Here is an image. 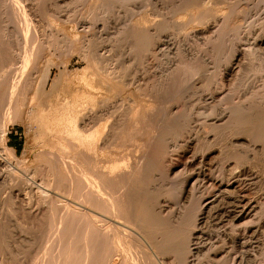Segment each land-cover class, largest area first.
<instances>
[{
    "label": "bare ground",
    "instance_id": "6f19581e",
    "mask_svg": "<svg viewBox=\"0 0 264 264\" xmlns=\"http://www.w3.org/2000/svg\"><path fill=\"white\" fill-rule=\"evenodd\" d=\"M63 1L0 0L1 207L10 221L46 214L35 263L264 264V0H126L107 42L114 3L77 0L82 16ZM240 1L259 10L244 26ZM39 15L74 18L73 38L51 23L37 34ZM188 29L204 47L163 50ZM23 121L44 175L7 146Z\"/></svg>",
    "mask_w": 264,
    "mask_h": 264
},
{
    "label": "rangeland",
    "instance_id": "374dc122",
    "mask_svg": "<svg viewBox=\"0 0 264 264\" xmlns=\"http://www.w3.org/2000/svg\"><path fill=\"white\" fill-rule=\"evenodd\" d=\"M109 1L112 4L114 3L113 5H115V9H120V12H119L118 22H115L116 20L112 16L109 17L108 22H107L108 25L106 27L107 29L102 32V34L106 36L105 42H107V39L110 38L109 33H111V30L113 29L114 24L116 23L117 25L118 23L119 24L124 23L125 17L127 16L125 14L124 9L129 7L132 4L131 2L126 1V0H109ZM231 1L233 0H227V4H229V2ZM63 2L67 4L69 11L76 9L80 14L82 13V16L88 15L89 10L87 9L86 6H83L81 2H78L77 0L76 2H73V4H70V0H64ZM241 2L243 1H240L239 10H237V11H240V13H238L232 18L233 25L235 24V25L244 26L246 25L248 21H250L253 18H256V16L259 13V10L256 7L250 8L249 6H246L242 4ZM138 4L139 2H136L134 5H138ZM52 18L50 16L48 18H44L42 17V15H39V17L36 18V22L33 23L36 33L39 34V31L41 28L45 30L46 29L52 30V28L54 29L55 24H56L57 25L56 28L61 30L64 33V35H66L69 39H72L74 35V31H73L74 18H70V22L68 24L59 23L57 20L55 21V19H52ZM48 23H51L52 28L48 27L49 26ZM96 27H99V25H97ZM194 29L197 31L200 30L198 28H194ZM194 29L192 30L195 31ZM192 30L190 29L186 30L185 32L186 35L181 34V33L177 34L176 32L164 33L161 36V41H162L161 44L163 45L161 47L163 48V50L175 48L177 45L182 44L183 37L187 35L189 36V33ZM84 33H85L84 31L83 32L81 31V33H79V36L80 37L85 36ZM204 42L205 40L203 38L197 40V39H192L191 37H188L187 39H185L184 37V41H183V43H185V45L187 46H195L198 48L204 47L205 45ZM248 43H250V41ZM104 53L108 54L107 50H104ZM75 59L76 58H73V62L74 63L78 62ZM243 62L245 63V61H241V63ZM157 63H159L158 60L156 59L154 60L153 58H150L148 59L147 66L151 68ZM241 63L239 64L237 63L238 65L236 64V66L235 65L232 66L234 80L236 78H239L242 74V70L239 67V65H242ZM84 66L85 65L83 63H79L76 66L69 67V71L70 72L75 71V70L81 71L82 68H84ZM202 70H205V68L198 70L197 74L195 75L194 79L191 80V82L195 81L198 78L202 79L204 77V74H202ZM136 73L139 74L138 71ZM56 74L57 72L54 71L52 78H55ZM226 88L227 87L224 86L223 92H221L220 90H217L215 94L218 97H220L221 93L224 94V90L226 91ZM207 93L203 92L201 94H198L197 97H195V99L197 100L196 102H198L197 105H199L200 103L202 104L203 101L207 99V96H208ZM230 96L234 102H237L240 99H242V90H233L230 93ZM176 107L179 109L181 106L180 104H177ZM225 107H226L225 103L222 102L220 104V109L223 110ZM25 123L26 121H23L22 123L19 122L17 123V125L15 124L14 126H11L9 128L8 136H7V146L13 148L18 157H20L22 155V152L26 150L27 154H26L25 159L27 162L25 165L26 166L28 165L27 167H30L31 165V167L34 169H37V171L41 175H44L47 169H49L47 166L48 162L46 161L47 158H44L46 160H43V157L41 158L37 157L41 149L35 147L34 139L36 136L35 134H33V132H30V130L29 132L28 131L26 132ZM199 123H200V118H198L197 121H195V124L197 126ZM35 158H38V159L36 160ZM45 162H47V164ZM255 190H256L255 186H251V188H249V193L254 194L256 192ZM0 195H1L0 196V220H1V216H4V218H7L4 221V226L2 227V234L0 236V264H33V261L35 263V260L37 261L38 259V257L36 256H39V258L40 256H42V253L39 254L40 251L42 252V250L44 249L42 247H44V245L45 246L50 245L49 243L48 245L45 242L46 230H47L46 214L41 215V216H33V217L31 216L30 217V214H26V213L23 214V212H21L22 210L18 209L13 214V220L10 221L8 217L5 216V211L1 207V205L6 202L7 198L5 194L3 193L2 194L0 193ZM29 198H30V195H29ZM31 237L34 239L32 242L33 243L32 246H30V240H32ZM240 250L239 249L237 250V253H238L237 255H240L239 253L241 252ZM40 261L42 262L41 258H40ZM40 261H37V262L40 263ZM37 262L35 264H37ZM43 264H46V263L43 262ZM202 264H211V263L203 262Z\"/></svg>",
    "mask_w": 264,
    "mask_h": 264
}]
</instances>
